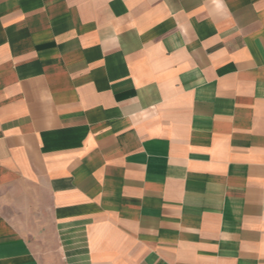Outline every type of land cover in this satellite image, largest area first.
Here are the masks:
<instances>
[{"label":"crops","instance_id":"0c3cea01","mask_svg":"<svg viewBox=\"0 0 264 264\" xmlns=\"http://www.w3.org/2000/svg\"><path fill=\"white\" fill-rule=\"evenodd\" d=\"M0 264H264V0H0Z\"/></svg>","mask_w":264,"mask_h":264}]
</instances>
